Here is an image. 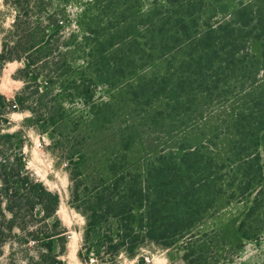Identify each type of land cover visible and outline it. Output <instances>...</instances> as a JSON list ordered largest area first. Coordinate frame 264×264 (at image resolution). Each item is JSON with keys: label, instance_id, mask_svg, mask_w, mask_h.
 <instances>
[{"label": "trees", "instance_id": "obj_1", "mask_svg": "<svg viewBox=\"0 0 264 264\" xmlns=\"http://www.w3.org/2000/svg\"><path fill=\"white\" fill-rule=\"evenodd\" d=\"M39 1L31 10L32 0H12L0 60L22 61L14 77L24 83L10 98L0 93V115L8 124L10 111L30 112L24 121L62 152L86 217L79 256L117 264L151 241L184 243L190 256L208 244L218 259L260 239L264 0H87L64 44L60 9L44 24ZM99 86L108 98H96ZM110 127L115 144L105 147ZM5 128L0 250L18 243L26 264H65L55 252L69 240L60 195L30 171L24 131ZM241 201L237 243L221 228L200 230Z\"/></svg>", "mask_w": 264, "mask_h": 264}, {"label": "rangeland", "instance_id": "obj_2", "mask_svg": "<svg viewBox=\"0 0 264 264\" xmlns=\"http://www.w3.org/2000/svg\"><path fill=\"white\" fill-rule=\"evenodd\" d=\"M47 6L45 11L40 12L42 22L47 24L49 14L54 8H59L60 22L63 27L59 31L61 38L60 43L69 40L70 33L77 27V19L81 13L83 6L87 0H43ZM39 0H32L35 7L30 9L36 10V4ZM38 9V7H37ZM16 7L12 0H0V52L4 37L8 34V30L12 27ZM33 20H37L34 15ZM51 30V28L49 29ZM56 42V39H55ZM62 46V45H61ZM23 66L20 60H10L2 62L0 60V93L7 97H12L16 91L23 86V81L14 77L17 69ZM70 92V90H69ZM109 93L104 86H99L96 92V98H108ZM8 124L0 115V124L6 126L5 131L14 132L22 129L26 135L24 152L28 159V167L32 174L39 180L43 181L47 187L60 195V206L57 215L63 220L68 227V243L63 254L62 244H57L55 252L59 254V258L65 261V264H115L109 261L96 260L94 258L89 261L83 260L79 256V250L83 245L84 229L86 225V217L76 208L78 201L72 194V181L67 170L65 161L60 158L62 152L52 144L50 132L42 127L30 126L24 121L25 117L30 115L28 111L12 110L8 114ZM111 128L106 130V142H102L105 147L114 146L115 136L111 134ZM156 149L160 147L156 146ZM101 150V149H100ZM221 219H210L200 228V230L212 236L217 228H221V238H227V245L237 243L232 231L234 225L243 217V213L248 208L247 201L232 202L224 207ZM263 210V208H261ZM260 226L264 224V213L261 211L257 216ZM224 236V237H222ZM74 238L73 244L71 243ZM257 241L246 240L244 245L233 255H226L221 258L213 257L214 251L207 244L199 248L201 253L188 255L187 245L184 243H176L171 246L156 244L151 241L143 243L139 250L138 256L130 257L126 253H122L118 257L117 264H217V260H226L227 264H264V232ZM222 248L223 245H220ZM13 247V248H12ZM24 245L7 243L0 250V264H26L25 257H22ZM227 247L225 246V249ZM15 251L20 256L11 258V252ZM222 250L220 251L221 254ZM224 253V251H223ZM220 257V256H219ZM143 258V259H142ZM233 260V261H232Z\"/></svg>", "mask_w": 264, "mask_h": 264}, {"label": "bare ground", "instance_id": "obj_3", "mask_svg": "<svg viewBox=\"0 0 264 264\" xmlns=\"http://www.w3.org/2000/svg\"><path fill=\"white\" fill-rule=\"evenodd\" d=\"M73 241H74V238H73V240H72V242H71L72 244H73Z\"/></svg>", "mask_w": 264, "mask_h": 264}]
</instances>
